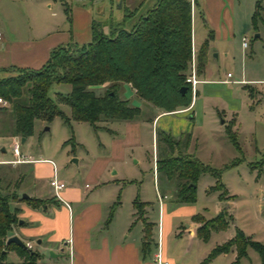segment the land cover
Returning <instances> with one entry per match:
<instances>
[{"label": "crops", "instance_id": "1", "mask_svg": "<svg viewBox=\"0 0 264 264\" xmlns=\"http://www.w3.org/2000/svg\"><path fill=\"white\" fill-rule=\"evenodd\" d=\"M35 8L38 9V5ZM69 11L70 19L64 13L62 18L51 20L43 26L35 24L25 31L21 29L16 32L13 28L0 27L3 35L0 42L1 77L15 76V73L5 71L11 68L41 69L51 52L59 46L90 43L92 22L98 20L92 15L89 5L72 8L67 13ZM196 19L201 26L203 40L200 43H196L193 31ZM252 33L253 44L247 53L250 46L247 39ZM208 38V62L204 74L197 76L199 83L190 107L165 113L137 102L134 106L141 109L142 115L132 121L100 122L96 125L97 129L88 123L75 122L74 143L81 155L72 162L81 164L82 155H85L83 183L70 184L59 179L66 184L59 198L54 196L48 185L54 175L58 176L52 161L29 156L22 157L24 162L16 164L7 163L14 159L13 156L9 160H0L3 162L0 165L20 168L18 183H24L28 188L29 198L45 201L43 206L36 208L26 202L11 205L19 210V223L14 227L12 236H17L29 251L39 255L36 264H42L44 251L50 249L56 250L55 255L62 258V264H235L234 249L207 259L216 246L234 236L233 223L224 231L211 232L209 240L203 242L196 234L201 223L193 220L196 215L210 220L223 208L233 212V200L218 199L213 215L208 216L207 212L198 214L196 209L187 207L190 204L177 203L174 182L168 178L160 181L156 164L160 156L170 155L164 143L166 137L178 142L172 153L174 158L181 151L196 158L190 141L193 127L184 120V115L192 113L185 119L198 117L202 125L204 118L213 119L214 113L225 116L227 110L231 125H240L235 116L245 106L253 115L254 125L257 123L256 113L264 109V66H253L248 74L243 60H264V57L257 58L253 48H264V0H198L197 8L192 5V50L195 59L200 46ZM245 39L247 44L243 46ZM215 60H241L240 75L237 74L238 77L232 80L231 73L224 75L223 72H215ZM220 69L223 70V67ZM123 89L125 98L133 101L135 98L130 86L123 85ZM173 118L178 122L172 121ZM78 124L89 125L88 128H79V131L91 129L95 137L94 145L83 139L82 130H77ZM148 149H151L152 185L156 199L143 187V181L136 182L128 173L130 160L139 164L141 159L136 160L135 156H141ZM89 151L94 152L90 157ZM0 152L5 154V147ZM144 159L149 160V155H144ZM210 187L213 186L205 189L206 197H218V193L209 191ZM197 191L198 182L196 196ZM135 199L145 204L144 218L152 224V245L144 256L141 252L144 224L137 219L133 205ZM117 202L112 220L106 226L109 212ZM5 252L1 255L0 264H23V259L15 250ZM253 252L249 249L247 257L236 264H254ZM9 256L10 261H4L3 258Z\"/></svg>", "mask_w": 264, "mask_h": 264}, {"label": "trees", "instance_id": "2", "mask_svg": "<svg viewBox=\"0 0 264 264\" xmlns=\"http://www.w3.org/2000/svg\"><path fill=\"white\" fill-rule=\"evenodd\" d=\"M192 5L197 8L198 0H156L153 7L140 16L129 30L124 28L126 21L133 19L138 9L126 13L122 25L113 26L112 22H108V33L104 32V21H93L90 43L55 48L47 63L39 70H5L16 74L7 78L0 76V98L8 106L11 105L13 119L10 128L6 126L5 133H0V137L26 139L32 136L36 120L50 123L55 117H60L68 125L71 122L88 123L94 129L100 122L135 120L142 115V111L131 100L119 97L123 85L130 86L134 98L140 103L160 112L171 113L190 107L192 94L185 80L192 57ZM256 15L257 10L253 21ZM67 18L70 19L68 14ZM208 50L209 38L203 42L196 55L198 77L204 74ZM61 84L71 87L67 96L56 95L58 103L70 108V117H66L49 96L52 85ZM102 87H105L104 92L96 93V89ZM183 87L187 90L181 94L180 89ZM24 89L28 97L21 101ZM228 136L237 145L233 132L229 131ZM164 140L170 155L160 156L156 169L160 174L161 163L172 165L173 169L167 176L175 184L177 203L192 204L196 201L197 182L202 174H210L215 178V186L210 187L209 191L220 192L219 201L231 199L219 183L218 172L194 157L174 158L172 153L178 142L169 137ZM18 202H26L32 208L45 204V201L37 199L23 200L16 193H7L0 188V252L15 250L23 259V264H36L39 259L36 253L14 244L6 245V240L12 237L13 229L19 223V210L11 207ZM117 205L118 202L112 206L105 221L106 226L112 220ZM133 205L137 219L144 224V241L141 244L144 256L152 245V224L144 218L145 204L135 199ZM193 220L201 223L196 232L198 238L207 242L211 232L224 231L229 224L234 223V214L223 208L210 220H204L200 215L194 216ZM232 249L236 254L235 264L247 257L249 249L256 252L261 264H264V244L252 240L236 227L234 236L216 246L207 259Z\"/></svg>", "mask_w": 264, "mask_h": 264}, {"label": "rangeland", "instance_id": "3", "mask_svg": "<svg viewBox=\"0 0 264 264\" xmlns=\"http://www.w3.org/2000/svg\"><path fill=\"white\" fill-rule=\"evenodd\" d=\"M155 2L156 0H0V27L2 29L13 28L16 32H19L21 29L25 31L35 24L43 26L44 23L51 20L62 18L64 13V15L68 14L70 16V11L68 13L67 11L72 8L75 9L89 5L94 18L98 21L105 22L104 32L106 33L109 31V26H106L108 22H112L113 26L116 24L122 25L126 13L138 9L135 17L126 21L124 28L129 30L140 16H143L153 7ZM98 4H100L99 7L97 6ZM34 5H38V9ZM61 6H63V9ZM99 13H103V15L100 16ZM193 25V31L196 34L195 41L196 43H200L199 41L203 40V38L198 19L195 20ZM253 36L254 34L252 33L247 39L250 45L246 51L247 53H249V49H251L253 44ZM253 48L257 58L260 59L261 57L263 59L264 48ZM243 62L244 64L246 62V73L248 74L251 72L253 66H264V60H243ZM241 66V60H215L213 67L215 72L218 71L219 74L222 72L224 75L231 73L233 75L232 80H235L238 77L237 74L240 75L241 73ZM222 67L223 70L220 69ZM232 87L235 88V85ZM104 90L105 87L96 89V93L100 94ZM70 92L71 87L66 84L52 85L49 91V96L66 117H70V108L67 105L58 103L56 95L61 94L67 96ZM123 93L124 89L122 88L119 92L120 98H125ZM27 97L26 89H24L21 101H25ZM194 99L195 95L192 96V101ZM130 100L133 105L139 102L137 99H134V102L132 99ZM10 111L11 105H7L6 107L0 106V133H5V127L10 128L12 124L13 118ZM225 114L227 115V110ZM236 114L235 118L240 125L237 123L231 125L229 115H225V117L215 113L213 119L208 117L204 118L202 125H200L201 123L198 117L190 120L185 119L187 116L193 115L192 113L182 117L193 127L190 141L191 150L195 157L203 165L218 172L219 183L227 191V196L233 200L235 220L232 224V231L236 227L245 234L250 235L252 240L264 244V109L258 111V114L256 113L257 123L255 125L253 123V115H251L245 106L242 108V111ZM176 118L171 120L178 122ZM74 124L75 122H71L68 125L60 117H55L50 123L36 120L32 136L26 138L23 143H21V138L19 137H0V149L2 147L6 149L5 154L0 152V160L12 159L9 145L13 139H16L19 142L21 157L29 156L32 159H38V157L48 159L54 163L58 179H63L70 184L83 183L82 172L84 162L86 161L85 155H82L83 162L81 164L79 163L77 165L72 162V159L75 160L78 155H81V151L74 143L76 142ZM76 126H79L78 128L76 127L78 132L82 130L81 135L83 139L89 144L92 143L94 145L95 137L91 129L85 132V129L79 131V128H88L89 125L78 124ZM229 131L233 132L237 145L230 141L231 139L228 136ZM71 152L73 153L71 154ZM91 153L94 152L89 151V157ZM144 155H149L150 159L143 160ZM150 155L151 149H148L141 156L137 155L139 156L138 158L135 156L136 160L141 159L139 164H134L133 159L130 160L128 173L136 182L143 181V187L146 190L148 189L150 195L156 199L152 185V163ZM187 156L181 151L177 154L176 158H186ZM161 166L162 169L159 174L160 181L167 179L169 171L173 169L172 165L167 163H161ZM19 169L0 165V188L7 193H16L18 197H21L23 194L29 197L27 193L28 188H26L24 183H18L17 176L20 173ZM215 183V178L210 174L200 177L198 180L196 201L186 206L196 209L198 214L204 215L207 212L208 216L213 215L214 206L218 201V197H206L205 189L209 186H215ZM216 193L218 195L220 194V192ZM55 253H57L56 250H45V258L42 260V264H62V258L56 257ZM1 254L2 252H0V260L2 259ZM253 254V263L261 264L260 257L254 252ZM3 259L9 262L10 256Z\"/></svg>", "mask_w": 264, "mask_h": 264}, {"label": "built area", "instance_id": "4", "mask_svg": "<svg viewBox=\"0 0 264 264\" xmlns=\"http://www.w3.org/2000/svg\"><path fill=\"white\" fill-rule=\"evenodd\" d=\"M191 2H193V0H191ZM2 38H3V35L0 32V42L2 41ZM246 44H247V41L245 39L244 42H243V46H246ZM229 76L230 75L228 74V77ZM185 81L188 84V86L190 87L191 94L193 96L194 93H195V87L199 83V80H198V77H197V74H196V62H195V57H194V54H193V50H192V57H191L190 65H189V71H188V74H187V77H186V80ZM7 105L8 104L6 103V101H4L3 99L0 98V106L1 107H6ZM19 148H20V146H19L18 140L13 139L12 142L10 143V149H11V154L14 157V159L12 161H10V162H7V163H9V164L10 163L16 164V163H22V162H24V160L22 159V157L20 155ZM2 163L3 162L0 161V164H2ZM48 185L52 189V191L54 193V196L56 198H59V193L62 190H64L65 187H66L65 182L59 180L56 177V175H54L49 180Z\"/></svg>", "mask_w": 264, "mask_h": 264}, {"label": "water", "instance_id": "5", "mask_svg": "<svg viewBox=\"0 0 264 264\" xmlns=\"http://www.w3.org/2000/svg\"><path fill=\"white\" fill-rule=\"evenodd\" d=\"M186 90H187V88L186 87H183V88H181L180 89V93L181 94H184L185 92H186ZM23 142H25V139L24 138H21V143H23ZM2 151H4V149L2 150ZM21 198L23 199V200H26V199H28L29 197L26 195V194H23L22 196H21ZM21 223V222H20ZM10 244H14V245H16V246H18V247H20V248H22V249H25V250H29L27 247H26V245L17 237V236H12V237H10V238H8L7 240H6V245L8 246V245H10ZM6 252H5V250H3L2 251V254L1 255H4Z\"/></svg>", "mask_w": 264, "mask_h": 264}]
</instances>
